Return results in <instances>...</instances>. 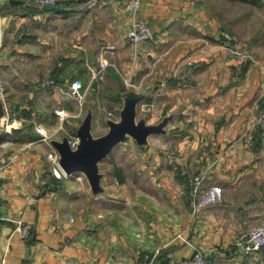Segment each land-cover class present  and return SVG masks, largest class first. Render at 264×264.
Returning <instances> with one entry per match:
<instances>
[{"label":"crops","instance_id":"obj_1","mask_svg":"<svg viewBox=\"0 0 264 264\" xmlns=\"http://www.w3.org/2000/svg\"><path fill=\"white\" fill-rule=\"evenodd\" d=\"M126 4L0 7V264H139L142 253L153 264H188L195 244L213 264H264V247L246 253L236 242L264 221V132L252 126L264 96V63L230 57L219 41L223 26L203 0H142L136 15ZM135 18L149 20L154 40L127 42ZM190 64L192 76L184 79ZM100 67L103 78L95 77ZM124 76L151 94L138 105L149 123L171 117L167 132L151 135L147 145L129 138L115 146L111 153L119 147L138 164L131 170L128 161L111 160L108 174L101 168V193L76 177L81 172L49 184L59 158L51 140L73 134L86 101L94 127H109L108 110L100 108L106 97L115 99L109 110L119 119ZM75 79L88 88L83 104L66 92ZM49 80L54 84H43ZM200 171L206 178L195 204L189 179ZM19 218L33 225L30 238L14 229Z\"/></svg>","mask_w":264,"mask_h":264},{"label":"built area","instance_id":"obj_2","mask_svg":"<svg viewBox=\"0 0 264 264\" xmlns=\"http://www.w3.org/2000/svg\"><path fill=\"white\" fill-rule=\"evenodd\" d=\"M10 1V0H0V7L3 2ZM27 1H34L39 4H63V3H74L78 0H27ZM127 8L133 12L135 15L141 8L142 0H126ZM156 37L149 20L145 18H135L132 26L127 30L126 39L128 43L131 44H140L144 41L154 40ZM219 41L223 44V46L227 49L231 58L239 60L241 62H257V57L252 49L240 47L238 38L226 29H222L219 32ZM193 71V65L190 66L184 71L183 78L188 79L191 78ZM95 77L103 78V67H100L96 72ZM124 85L127 88H134L138 91L141 90V84L134 82L131 78L124 76ZM44 85L47 84H54L53 80L44 81ZM87 89L84 87V84L81 79H75L72 83L70 88L66 91L67 94L71 97L77 98L82 104L85 101L87 96ZM4 90V83L2 78L0 77V93ZM100 108L103 109V107ZM60 115L63 116L62 112H58ZM108 118H114L113 111L109 110L107 112ZM115 119V118H114ZM253 128L261 130L264 132V96L262 97L261 106L259 109V113L257 118L254 120L252 124ZM37 129L39 132L43 134V138L47 139L50 137L48 134L47 129L43 125H38ZM246 138L248 141H251L253 135L250 132L246 133ZM69 140L71 146L76 148L80 142V138L76 134H70ZM166 155L168 157L169 163L176 165L178 161V154L173 151L172 149L166 151ZM1 168V167H0ZM181 172L185 175H190L188 165H180ZM52 175L61 179L63 176L68 175L59 163V158L55 159V166L52 170ZM50 177H45L42 181L43 185H46L49 182ZM206 174L203 171L198 173L191 174L190 177V190L189 194L191 199L195 204H197L200 195L204 189ZM1 189V184H0ZM4 219L3 215V201L0 194V231L2 226V221ZM15 230L20 233V237L23 239L30 238L33 233V225L24 220L23 218H19L15 221ZM239 245L242 246L243 250L246 253H254L260 251L264 247V221L260 224L249 228L245 232H243L236 241ZM146 262L139 264H153L154 258L151 257L149 254H146L145 258ZM188 264H213V260L209 254H207L203 248L198 245H194V253L192 257L189 259Z\"/></svg>","mask_w":264,"mask_h":264},{"label":"water","instance_id":"obj_3","mask_svg":"<svg viewBox=\"0 0 264 264\" xmlns=\"http://www.w3.org/2000/svg\"><path fill=\"white\" fill-rule=\"evenodd\" d=\"M13 3L23 4L27 0H10ZM47 10L67 11L72 8L59 4H42ZM123 89V106L120 111V118H108V130L96 135L94 127V110L90 106L82 122L73 127V133L78 135L80 142L76 148L71 146L69 135H64L61 139L53 138L52 145L58 151L59 163L67 174L84 173L88 178L92 191L101 193L105 190L102 184L103 172L100 162L105 159L119 143L134 138L140 145H147L149 137L154 134H165L166 125L170 116H165L157 123H149L144 116L139 117L138 105L141 101L150 98V93L138 91L134 88ZM3 111L0 112V117Z\"/></svg>","mask_w":264,"mask_h":264},{"label":"rangeland","instance_id":"obj_4","mask_svg":"<svg viewBox=\"0 0 264 264\" xmlns=\"http://www.w3.org/2000/svg\"><path fill=\"white\" fill-rule=\"evenodd\" d=\"M205 4V8L207 11V15L211 17H215L218 21H220L222 29H226L233 33L239 41L240 47L252 49L257 57V62L264 63V0H203ZM221 29V30H222ZM239 61V60H238ZM241 62V61H240ZM242 63H252V62H242ZM125 88H127L125 86ZM86 99V98H85ZM104 100L105 103L102 102L101 107H103V111L113 108V104L115 99L106 97ZM105 104V105H104ZM85 115L87 113L88 105L87 101L84 103ZM107 107V108H106ZM139 117L143 116V111L139 108ZM84 115V116H85ZM95 123V122H94ZM96 126V124H94ZM108 128H97L94 127L93 131L96 135H101L105 133ZM131 139H134L130 137ZM135 140V139H134ZM136 141V140H135ZM111 160H115V162L120 160L128 161V166L131 170H134L137 167L138 162L133 158L130 152L126 150L124 152H119V147L117 150H114L110 156L102 162V171H105L107 174L114 168V163H110ZM117 160V161H116ZM121 162V161H120ZM76 177L85 174L79 173L75 174ZM108 182V181H107ZM135 184H133V187ZM138 186V185H137ZM136 203H140V201H136ZM147 253H142L141 260H144L143 263L146 262Z\"/></svg>","mask_w":264,"mask_h":264},{"label":"trees","instance_id":"obj_5","mask_svg":"<svg viewBox=\"0 0 264 264\" xmlns=\"http://www.w3.org/2000/svg\"><path fill=\"white\" fill-rule=\"evenodd\" d=\"M121 170L122 169L119 166L115 167V172L117 174H119L120 178L122 179L123 178V176H122L123 174H121L122 173ZM58 182H59V179L57 177H55V176H52L51 179H50V183L49 184L57 185Z\"/></svg>","mask_w":264,"mask_h":264}]
</instances>
